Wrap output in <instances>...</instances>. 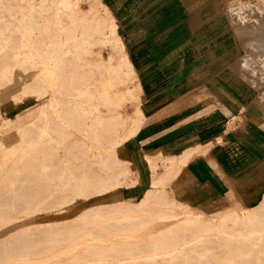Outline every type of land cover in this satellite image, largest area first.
Here are the masks:
<instances>
[{"label": "bare ground", "instance_id": "1", "mask_svg": "<svg viewBox=\"0 0 264 264\" xmlns=\"http://www.w3.org/2000/svg\"><path fill=\"white\" fill-rule=\"evenodd\" d=\"M19 1L25 4L2 7L16 12L10 15V20L17 17L11 32L19 30L22 34L14 41L5 35V29H0V85L10 82L16 69L26 72L38 67L37 75L22 85L15 99L21 102L27 96L39 99L46 95L47 99L31 121L17 128L18 137L8 147L1 131L11 124V119L3 117L0 110V171L18 173L19 164L30 163L43 172V183L33 184L28 191L18 190L14 182L18 176H14L6 191L11 197L0 207V225L17 220L19 214L69 205L76 198L84 200L93 192L122 185L132 170L119 152L105 156L86 143L75 151L72 147L70 163L69 159L61 162L57 157L58 147L64 139L63 129L83 134L90 128L101 130L108 124L103 108L117 115L121 105L140 95L115 19L109 16L102 0H96L101 13L97 18H90L75 6L69 23L64 16L60 18V13L71 8L68 0ZM221 6L222 10L227 8L226 16L228 11L240 8V14L237 10L231 13L235 19H230L231 14L228 19L232 20L229 23L243 61L242 71L251 75L252 82H258L264 72V0H234L230 4L221 0ZM43 11L53 12V19L39 25L30 20ZM242 13L247 17L254 13L255 17L251 15L253 19L246 21ZM237 14L244 19L236 18ZM64 27H68L65 36L56 30ZM36 34H42V38ZM102 48L110 51L105 63ZM67 56L72 58V70L65 66ZM80 62L85 69L77 67ZM70 73L72 86L67 81ZM95 74L101 78L95 79ZM142 120L138 110L126 135L104 140L118 149L136 133ZM101 138L91 136L93 141ZM192 152L185 151L178 158L162 154L147 158V188L138 198L127 196L99 204L81 212L72 223L11 240L0 249V264H264V193L251 207L228 206L219 215L168 197V189ZM77 160L81 163L77 164ZM134 171L135 178L125 181V185L137 183L139 170Z\"/></svg>", "mask_w": 264, "mask_h": 264}, {"label": "crops", "instance_id": "2", "mask_svg": "<svg viewBox=\"0 0 264 264\" xmlns=\"http://www.w3.org/2000/svg\"><path fill=\"white\" fill-rule=\"evenodd\" d=\"M102 2L140 85L143 120L123 148L138 178L148 180L147 158L193 150L173 193L180 189L204 211L257 204L264 193V87L242 71L221 0Z\"/></svg>", "mask_w": 264, "mask_h": 264}, {"label": "rangeland", "instance_id": "3", "mask_svg": "<svg viewBox=\"0 0 264 264\" xmlns=\"http://www.w3.org/2000/svg\"><path fill=\"white\" fill-rule=\"evenodd\" d=\"M37 1L38 0H35V2ZM68 1L70 5L72 3V5L70 6L71 8L67 10L65 14L60 13L61 15L60 18L64 16L62 18L66 19L67 22L72 21V9L74 10L75 8H78V11H80L81 13L86 12L87 13L86 15H88L92 19L97 18L101 14L98 9V2L96 0H91V2H88V3H86L85 0H79V1L78 0H71V1L68 0ZM5 4L9 7L14 6L15 8H17L20 5L23 6L25 3L20 2L19 0H9V1L0 0V6H1L0 11L3 10L2 7ZM227 4H230V2H227ZM239 9H234V10L235 11L237 10L238 14H240L241 11H238ZM224 10L227 11V8L225 6H224ZM232 11L231 12L228 11L229 17H231L230 14L232 13ZM9 12L4 11V10L2 11V13L0 12V14L2 15V17L0 15V29H5L4 31L5 35L9 37H13V40L17 41L18 39H20L22 33L19 30L14 31L13 32L14 34L11 32V29L13 27L12 21L16 20L17 17L13 20H10V15L11 14L16 15V12L15 11H11L10 13ZM234 12L233 14H231L233 15V17H231L230 19L232 18L235 19ZM238 14L236 18L240 17V16L238 17ZM253 14L248 13L249 16L247 17V14L245 15L242 13L243 16L245 15L244 16L245 19L249 17L253 19L252 18V16H254ZM243 16L240 17V19L243 18ZM19 19L22 20L21 18ZM51 19H53V12H46V11L39 12L30 18V20L34 21V23H38V25L48 20H51ZM232 20H229V22ZM246 21H250V20L247 19ZM6 23L8 24L10 23V24L7 25ZM256 25H258V23H256ZM262 26L264 25H262L261 23V28L263 29ZM53 29L54 28H52V30ZM56 30L64 36L68 33V27L56 28ZM48 31H51V29H48ZM76 34H74V36ZM233 36L235 37V34ZM36 37L42 38V34H36ZM123 43L125 45V48L127 49L124 40H123ZM69 47L72 48V43H70ZM241 51H242V48L240 52ZM109 53L110 51L108 49L102 48L100 54H101V59L103 60L104 63L105 61L108 60ZM65 64H66L65 66L67 69L72 70V58H70V56H67ZM82 64L83 62H80L79 65L77 66L80 70H82V68L85 69L84 66L82 67ZM249 65L250 67H252L250 63ZM39 69L40 68L36 67L34 69H29L26 72L16 69L13 72L12 80L8 83H5L4 85H0V110L2 111L3 117H10L11 119V124L9 123V126L1 131L2 139L7 147L14 140L17 139L18 137L17 128L31 121L38 114V111L40 110V107L42 106V104L46 102L47 95L39 99L35 96H27L21 102L15 99V97L20 96V90H21L22 85L31 81L34 78V76L37 75V73L39 72ZM261 75H260L261 78H259L260 76L258 77V79H260V82H258L257 85L264 87V72ZM94 78L100 79L101 75L95 74ZM46 79L47 78H44V81H46ZM67 81L72 86V73H70L69 78L67 77ZM45 86L47 89H49L50 87L49 84H45ZM132 88H133V84H132ZM50 90H51V87H50ZM140 107H141L140 95H138V97L134 98V100L130 101L126 105L125 104L124 106L121 105V107L118 110L117 115L115 114L113 115V113H109L108 111H106L105 108H103V111L105 113V118L108 120V124L104 126L101 130L93 131L90 128L88 129L86 133L83 134V133L72 131L71 128L67 130L63 129L62 132H63L64 139L62 141V144L59 145L58 147L57 157L61 160V162L63 161L65 162L66 159H69L70 160L69 162L72 163V147H74V151H75V148H78L86 143L92 144L93 147H96L95 152L102 151V153L105 156L107 155L113 156L114 154H117L119 152V155L123 157L124 144L131 142V139L134 137V135L127 138L122 143V145L119 146L118 149L113 148L111 145H108L106 140L104 139L108 138L109 141H113L118 136H122L124 134L126 135L132 126L131 119L133 116H135L138 110H140ZM109 122H111V124ZM94 134H97L99 137H103V139L101 138L99 139V141H93L91 139V136ZM123 158L126 160L125 155ZM128 160L129 161L126 163V166L130 170H132V172L128 174L126 179L123 181L122 185H120L119 187L112 188L111 190H108L106 192H101V193L93 192L87 195V197L84 200L76 198L75 201L69 205L59 206V207H55L54 209H49V210L29 212L27 214H19L18 215L19 218L17 220L12 221L5 225H0V249L2 246L8 244L11 240H14V239L20 240L25 234L32 233L35 236L37 235L38 231L45 229L47 227H56L58 225L72 223L75 219H77V217L80 215L81 212H83L86 209L92 208L96 205L112 203V202L118 201L119 199L125 198L127 196H135L136 198H138L141 195V193L147 188V179L145 180L144 177L143 178L140 177L137 179V183L134 186L125 185L126 184L125 181H130L131 178L134 179L135 178L134 174L135 175L137 174L134 171L135 163L131 162L129 158ZM75 162L77 164L81 163L80 160H77ZM7 165H10L9 161L7 162ZM18 168L20 169L18 173H14L13 171H5V172L0 171L1 172L0 175H2L0 177V183L2 184L0 186V207H2V204L6 199L9 200L11 197V194L6 191L9 186V183L13 181L14 176H18V179L14 181L18 190H20L21 188L25 191H28V188H31L33 184L37 183L38 185H41L43 183L40 177V175H42L43 172L40 169L32 168L30 163H23V164L21 163L19 164ZM176 182L177 180L172 183H176ZM172 190H175V187L172 189V186H171L168 189L167 195L169 198L176 199L182 202H186L185 196L184 194H182L184 192H182L179 189L176 193L175 191L173 193ZM190 206L196 210L204 211L202 209V206L200 205H198L197 207L196 205L194 206L190 205ZM225 207H228V206H225ZM210 211H212L211 214L213 215H219L222 212V210H217L216 208L211 209ZM204 212H208V211H204ZM28 232H31V233H28Z\"/></svg>", "mask_w": 264, "mask_h": 264}]
</instances>
